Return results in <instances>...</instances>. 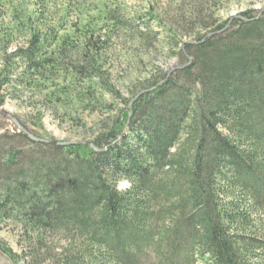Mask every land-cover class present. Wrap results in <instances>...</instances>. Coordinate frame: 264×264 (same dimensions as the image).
Instances as JSON below:
<instances>
[{
  "label": "trees",
  "instance_id": "1",
  "mask_svg": "<svg viewBox=\"0 0 264 264\" xmlns=\"http://www.w3.org/2000/svg\"><path fill=\"white\" fill-rule=\"evenodd\" d=\"M188 6L194 24L185 29L169 15L167 27L154 9L136 17L111 9L101 27H76V40L26 16L29 43L0 69V106L5 87L41 93L62 78L86 86L82 102L96 101L91 84L124 106L105 104L115 115L90 140L101 152L37 142L17 127L0 134V231L12 221L38 235L35 255L53 252L38 264L264 262V10L222 23ZM154 21L180 63L120 97L104 51L114 36L153 49L162 36ZM193 35L195 44L184 41ZM66 88L47 100L67 104ZM56 239L68 244L58 254Z\"/></svg>",
  "mask_w": 264,
  "mask_h": 264
},
{
  "label": "rangeland",
  "instance_id": "2",
  "mask_svg": "<svg viewBox=\"0 0 264 264\" xmlns=\"http://www.w3.org/2000/svg\"><path fill=\"white\" fill-rule=\"evenodd\" d=\"M194 2L204 10L202 18L209 22L217 19L223 23L245 11H255V14H258L264 10V0H0V69L9 55L27 47L29 33L20 28L22 23H27L26 16L29 14L41 15L43 24L57 28L62 36L71 37L76 27L81 29L91 26L94 30L104 25V16L111 9H119L133 17L144 16L147 11L154 9L161 15V21L167 27L170 25L169 15L170 19H175L180 23L179 26L185 29L194 24L186 15L187 6ZM18 16L22 21L18 20ZM151 24L155 33H162L161 42L155 44L153 49L149 50L138 43L114 36L110 39L108 49L104 51L103 70L120 97L131 99L133 93L139 92L141 82L156 73L172 71L180 63L176 50L170 49L167 44L170 34L156 28L159 22L154 21ZM105 33L103 35H106ZM208 34L209 31H206L201 36ZM73 37L75 40L78 38L77 35ZM196 38L197 36L193 35L183 39L186 42ZM14 63L19 66L18 74L22 62L15 59ZM88 85L93 93L92 97H96L95 102L80 101L77 93L83 92L86 86L75 85L70 79H59L52 88L44 86L40 90L41 93L34 90L20 91L10 85L3 89V93L10 92V95L0 109L12 114L25 129L40 139L59 142L90 141L98 133L100 124L115 115V112L106 111L105 104L116 111L124 106L118 96L115 98L98 86ZM64 87L70 89V92L66 91L68 95L65 96L70 102L61 104L47 100L50 92L61 91ZM0 95L3 94L0 92ZM15 127L10 119L0 114V134L14 132ZM128 187L127 182L119 184L120 190ZM37 236L16 222L6 224L0 231V243L9 253L11 251L12 256L0 249V264H38L45 255H51L53 252L45 249L35 255L32 246ZM57 242L53 241V244L49 245H56L57 254L61 252L58 248H68L67 243Z\"/></svg>",
  "mask_w": 264,
  "mask_h": 264
},
{
  "label": "water",
  "instance_id": "3",
  "mask_svg": "<svg viewBox=\"0 0 264 264\" xmlns=\"http://www.w3.org/2000/svg\"><path fill=\"white\" fill-rule=\"evenodd\" d=\"M213 34H209L207 35V38H210L212 37ZM204 39V40H205ZM189 43H193L195 44L196 42L195 41H190ZM162 85V83H160L158 87H160ZM148 92V91H146ZM144 92H141L139 93V95H137L132 101H131V104L133 103V101L135 99H137L139 96L143 95ZM0 114L6 116L8 119H10L14 124L15 126L20 130V132H23L25 133L26 135H28L31 139H33L34 141H37V142H43V143H48V144H52L54 146H57V147H67V146H70V145H85V146H88L92 149H94L95 151L97 152H101L102 149H99L97 147L94 146V144L90 141H84V140H77V141H66V142H59V141H50V140H45V139H40V138H37L36 136H34L31 132H29L27 129H25L21 124L20 122L12 115L10 114L9 112L7 111H4V110H1L0 109Z\"/></svg>",
  "mask_w": 264,
  "mask_h": 264
}]
</instances>
